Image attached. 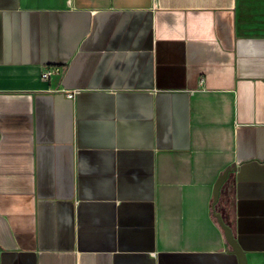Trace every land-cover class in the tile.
<instances>
[{
    "label": "crops",
    "instance_id": "0c3cea01",
    "mask_svg": "<svg viewBox=\"0 0 264 264\" xmlns=\"http://www.w3.org/2000/svg\"><path fill=\"white\" fill-rule=\"evenodd\" d=\"M216 213L264 264V0H0V264H239Z\"/></svg>",
    "mask_w": 264,
    "mask_h": 264
},
{
    "label": "water",
    "instance_id": "95a60500",
    "mask_svg": "<svg viewBox=\"0 0 264 264\" xmlns=\"http://www.w3.org/2000/svg\"><path fill=\"white\" fill-rule=\"evenodd\" d=\"M233 170H234L233 168L227 169L222 174V176L218 179V181H217V183L215 185V188H214V202L215 203L218 201V199L220 197L221 187L223 186L224 182L228 178V175ZM216 218H217V221H218L219 225L221 226V228L224 231V235H225L226 240L232 246V249H233L234 253L237 255L238 260H239V264H246L245 251L241 248L238 240L234 237V234L232 232L231 227L223 221V219L220 216V214L216 213Z\"/></svg>",
    "mask_w": 264,
    "mask_h": 264
},
{
    "label": "built area",
    "instance_id": "2783aa9c",
    "mask_svg": "<svg viewBox=\"0 0 264 264\" xmlns=\"http://www.w3.org/2000/svg\"><path fill=\"white\" fill-rule=\"evenodd\" d=\"M49 75H50L49 71H48V70H47V71L45 70V71H43V73H42V78H48Z\"/></svg>",
    "mask_w": 264,
    "mask_h": 264
}]
</instances>
